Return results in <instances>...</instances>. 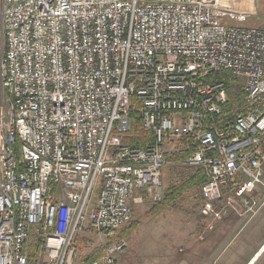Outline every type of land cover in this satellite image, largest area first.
I'll return each mask as SVG.
<instances>
[{
    "label": "built area",
    "instance_id": "2783aa9c",
    "mask_svg": "<svg viewBox=\"0 0 264 264\" xmlns=\"http://www.w3.org/2000/svg\"><path fill=\"white\" fill-rule=\"evenodd\" d=\"M251 2L0 0V264H75L81 238L103 244L89 264H116L134 205L164 199L170 146L206 175L205 229L264 210V26L239 22ZM222 72L240 112L224 111ZM134 111L146 147L124 142Z\"/></svg>",
    "mask_w": 264,
    "mask_h": 264
},
{
    "label": "rangeland",
    "instance_id": "374dc122",
    "mask_svg": "<svg viewBox=\"0 0 264 264\" xmlns=\"http://www.w3.org/2000/svg\"><path fill=\"white\" fill-rule=\"evenodd\" d=\"M260 19L258 14H247L239 22L264 26ZM3 43L0 20V53ZM3 100L4 96L0 93V105ZM179 146L183 148L184 144L180 142ZM171 147L167 156L170 163L164 169L162 178L165 188L186 174L203 170L186 164L185 158L174 160L175 156H186V153H174ZM160 202L134 205L133 220L124 233L122 231L128 239L130 255L154 253L161 259L164 257L165 262L167 258L172 259V264H203L204 261L207 264H264V210L245 215L230 213L217 222L214 229L207 230L200 215L199 187L186 193L174 207L163 206ZM93 241L95 245L89 247L86 239L83 243L79 242L75 264H87L85 260L92 255L100 256L103 244L99 239Z\"/></svg>",
    "mask_w": 264,
    "mask_h": 264
},
{
    "label": "trees",
    "instance_id": "16d2710c",
    "mask_svg": "<svg viewBox=\"0 0 264 264\" xmlns=\"http://www.w3.org/2000/svg\"><path fill=\"white\" fill-rule=\"evenodd\" d=\"M247 21L248 19H246L245 22ZM215 77L225 78L230 88V101L224 107V111L228 112L232 108L235 110V113L242 111L243 110L242 102L244 101L245 96H246L242 87L234 85L233 84L234 79L227 72L218 73L216 74ZM232 85H233V89H232ZM233 114L234 113L230 114L226 119H225V115L223 114L218 119L219 123L222 124L224 122V119L225 120L232 119ZM132 120H133L132 130L129 134H127L124 137V142L128 145H133V146H139V147L148 146L150 143L153 142V139H154L152 133L145 132L139 129L140 117L138 115V112L134 111L132 113ZM183 158H185V155H179V156H175L174 160L183 159ZM206 180L207 178L203 170H199L198 172L196 171L193 173L186 174L185 176L182 177L181 180L165 188L164 199L162 201L163 203L162 202L160 203H162L163 206L174 207L178 202L183 200L184 195L186 193H188L193 188H196V187L200 188V186ZM156 204H159V202ZM127 227H125L122 230L123 233L127 229ZM84 240H85L84 238H81L79 242L83 243ZM33 251H35V248H33L32 253ZM96 257H98V254L92 255L91 257L86 259L85 262L88 264L92 259Z\"/></svg>",
    "mask_w": 264,
    "mask_h": 264
},
{
    "label": "crops",
    "instance_id": "0c3cea01",
    "mask_svg": "<svg viewBox=\"0 0 264 264\" xmlns=\"http://www.w3.org/2000/svg\"><path fill=\"white\" fill-rule=\"evenodd\" d=\"M162 259L156 254H150L148 252L141 253L139 254V256L137 253H135V255L132 256L130 255L129 249H126L124 252L120 253L117 256L116 264H172V262L170 263L172 259L167 258V262ZM177 263L179 264V262ZM203 264H207V261H204Z\"/></svg>",
    "mask_w": 264,
    "mask_h": 264
},
{
    "label": "flooded vegetation",
    "instance_id": "af4514ba",
    "mask_svg": "<svg viewBox=\"0 0 264 264\" xmlns=\"http://www.w3.org/2000/svg\"><path fill=\"white\" fill-rule=\"evenodd\" d=\"M252 1V5H253V2L254 3V11H253V15H260V20L263 22V25H264V0H251Z\"/></svg>",
    "mask_w": 264,
    "mask_h": 264
},
{
    "label": "bare ground",
    "instance_id": "6f19581e",
    "mask_svg": "<svg viewBox=\"0 0 264 264\" xmlns=\"http://www.w3.org/2000/svg\"><path fill=\"white\" fill-rule=\"evenodd\" d=\"M251 5H252V2H251Z\"/></svg>",
    "mask_w": 264,
    "mask_h": 264
}]
</instances>
